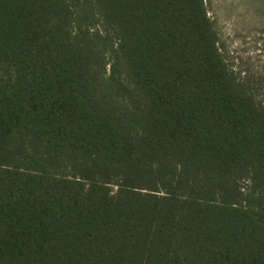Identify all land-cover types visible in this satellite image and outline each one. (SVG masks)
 I'll list each match as a JSON object with an SVG mask.
<instances>
[{
  "label": "trees",
  "instance_id": "16d2710c",
  "mask_svg": "<svg viewBox=\"0 0 264 264\" xmlns=\"http://www.w3.org/2000/svg\"><path fill=\"white\" fill-rule=\"evenodd\" d=\"M0 264H264V107L204 0H0Z\"/></svg>",
  "mask_w": 264,
  "mask_h": 264
},
{
  "label": "rangeland",
  "instance_id": "374dc122",
  "mask_svg": "<svg viewBox=\"0 0 264 264\" xmlns=\"http://www.w3.org/2000/svg\"><path fill=\"white\" fill-rule=\"evenodd\" d=\"M204 3L217 35L219 53L254 102L264 107V0ZM90 27L91 32L101 28L98 23Z\"/></svg>",
  "mask_w": 264,
  "mask_h": 264
}]
</instances>
